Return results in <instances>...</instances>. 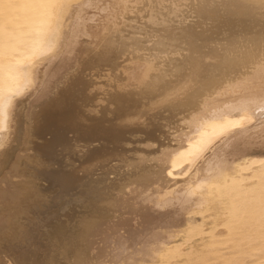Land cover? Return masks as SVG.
<instances>
[{
  "label": "bare ground",
  "instance_id": "1",
  "mask_svg": "<svg viewBox=\"0 0 264 264\" xmlns=\"http://www.w3.org/2000/svg\"><path fill=\"white\" fill-rule=\"evenodd\" d=\"M258 114L264 0H0V264H264Z\"/></svg>",
  "mask_w": 264,
  "mask_h": 264
},
{
  "label": "rangeland",
  "instance_id": "2",
  "mask_svg": "<svg viewBox=\"0 0 264 264\" xmlns=\"http://www.w3.org/2000/svg\"><path fill=\"white\" fill-rule=\"evenodd\" d=\"M253 126H260L264 127V115L263 114H258L255 115L254 119L252 122L248 125L249 128H252ZM247 127V128H248Z\"/></svg>",
  "mask_w": 264,
  "mask_h": 264
},
{
  "label": "snow or ice",
  "instance_id": "3",
  "mask_svg": "<svg viewBox=\"0 0 264 264\" xmlns=\"http://www.w3.org/2000/svg\"><path fill=\"white\" fill-rule=\"evenodd\" d=\"M22 102H23V100L21 99V100L17 101V104L22 103Z\"/></svg>",
  "mask_w": 264,
  "mask_h": 264
}]
</instances>
